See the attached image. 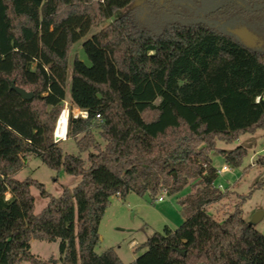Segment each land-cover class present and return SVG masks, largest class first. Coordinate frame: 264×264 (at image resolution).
I'll return each mask as SVG.
<instances>
[{
  "label": "trees",
  "instance_id": "obj_1",
  "mask_svg": "<svg viewBox=\"0 0 264 264\" xmlns=\"http://www.w3.org/2000/svg\"><path fill=\"white\" fill-rule=\"evenodd\" d=\"M134 1L0 0V264L57 263L33 256L31 240H58L60 264H123L113 248L95 252L111 198L171 196L189 181L193 193L178 201L184 221L150 235L129 264H264V234L238 206L221 222L205 209L224 196L208 155L218 151L232 168L247 155L217 150L216 141L264 129V47H245L210 22L264 41V0H225L203 20L167 21L157 32L133 10L119 14L82 42L88 64L71 65L70 102L87 118L70 117L66 137L89 167L54 141L71 47ZM30 156L79 182L55 198L33 179L16 180ZM255 165L264 168V155ZM31 187L49 199L38 214Z\"/></svg>",
  "mask_w": 264,
  "mask_h": 264
},
{
  "label": "rangeland",
  "instance_id": "obj_2",
  "mask_svg": "<svg viewBox=\"0 0 264 264\" xmlns=\"http://www.w3.org/2000/svg\"><path fill=\"white\" fill-rule=\"evenodd\" d=\"M225 0H135L128 8L116 12L110 20L99 23L91 28L87 35L75 43L69 52V70L66 80V96L62 102L64 107L71 108L70 81L71 65L74 58L84 63L88 61L82 51L81 44L91 35L99 32L119 14L127 10H133L138 18L154 32L159 31L164 22L203 20L204 12ZM232 33L240 28L231 23L210 22ZM264 42V41H262ZM264 47V43L259 47ZM61 112V111H60ZM99 129H93L92 134L100 149L104 148L105 142L99 135ZM63 153L80 156L84 167L88 168L87 153H79L75 141L66 137V140L58 142ZM217 150L230 152L236 147H243L247 155L238 167H228L227 171H221L214 182L224 196L218 202L206 206V211L217 221L221 222L228 214L238 206L242 218L248 223L253 215L260 211V219L252 226L256 231L264 234V168L257 167V158L264 155V129H258L254 133L239 136L236 141L225 144L216 141ZM90 153H96L91 149ZM212 166L221 169L225 165L221 153L211 152L208 155ZM33 179L44 186L45 191L52 197L57 198L64 188L72 190L79 182L78 177L65 174L62 170L54 171L45 166L37 157L27 158L25 166L15 176L18 181ZM196 181H189L180 192L174 195H166L160 192L154 197L149 194L138 196L129 193L124 200L112 197L110 205L105 210L99 224L98 233L101 241L95 248L97 254L108 248H113L119 254L123 264H129L140 256L146 248L142 245L154 232L161 233L165 226L176 229L184 219V213L178 201L193 193ZM30 193L34 198V213H40L47 205L49 199L40 197L39 191L31 187ZM161 197L162 200L158 201ZM131 245V246H130ZM30 253L39 260L53 258L56 264H60L59 241L46 242L39 240L30 241ZM22 264H27L23 262Z\"/></svg>",
  "mask_w": 264,
  "mask_h": 264
},
{
  "label": "water",
  "instance_id": "obj_3",
  "mask_svg": "<svg viewBox=\"0 0 264 264\" xmlns=\"http://www.w3.org/2000/svg\"><path fill=\"white\" fill-rule=\"evenodd\" d=\"M232 34L245 46L248 48H254L255 44L257 43V48H259L262 43L260 41L257 42V37L252 34L250 31H248L245 27L237 28L232 31ZM12 88L14 91L23 99V100H29L31 98V94L25 92L22 89H19L12 85ZM262 212L257 211L250 222L247 224L249 226H253L261 217ZM183 255V253H182Z\"/></svg>",
  "mask_w": 264,
  "mask_h": 264
},
{
  "label": "built area",
  "instance_id": "obj_4",
  "mask_svg": "<svg viewBox=\"0 0 264 264\" xmlns=\"http://www.w3.org/2000/svg\"><path fill=\"white\" fill-rule=\"evenodd\" d=\"M65 112V116H66V130H67V121L68 119L71 117V118H74V119H78V118H81V119H86L87 118V113L85 111H82L80 109H78L77 107L75 106H71L70 109H68L67 107H64V109L61 110L57 120H56V123H55V128H56V125H57V122H58V119L60 117V115ZM99 118V115H96V119ZM55 128H54V132H53V138H54V141L55 142H60V141H63V140H66V134L61 137V138H56L55 136ZM228 167L226 165H224L223 167H221V169H216V173L217 175L220 174L221 171H227ZM162 200L161 197L158 198V201ZM131 246V245H130Z\"/></svg>",
  "mask_w": 264,
  "mask_h": 264
},
{
  "label": "bare ground",
  "instance_id": "obj_5",
  "mask_svg": "<svg viewBox=\"0 0 264 264\" xmlns=\"http://www.w3.org/2000/svg\"><path fill=\"white\" fill-rule=\"evenodd\" d=\"M66 134V116L65 112H63L57 122L55 128V136L56 138H61Z\"/></svg>",
  "mask_w": 264,
  "mask_h": 264
},
{
  "label": "flooded vegetation",
  "instance_id": "obj_6",
  "mask_svg": "<svg viewBox=\"0 0 264 264\" xmlns=\"http://www.w3.org/2000/svg\"><path fill=\"white\" fill-rule=\"evenodd\" d=\"M241 27H243V26H240V28H241ZM245 28H246V27H245ZM246 29H247V28H246ZM247 30H248V29H247ZM248 31H249V30H248ZM250 32H251V31H250ZM251 33H252V32H251ZM252 34H253V33H252ZM254 35H255V34H254ZM255 36H256V35H255ZM256 37H257V36H256ZM258 41H260L261 43H264V42H262V41L257 37V42H258ZM254 47H257V43L255 44Z\"/></svg>",
  "mask_w": 264,
  "mask_h": 264
},
{
  "label": "crops",
  "instance_id": "obj_7",
  "mask_svg": "<svg viewBox=\"0 0 264 264\" xmlns=\"http://www.w3.org/2000/svg\"><path fill=\"white\" fill-rule=\"evenodd\" d=\"M183 221H184V219H183ZM167 227V226H166ZM167 228H169V227H167ZM170 230H175V229H171V228H169ZM101 241V240H100ZM116 254H117V256L119 257V254L117 253V251H116ZM119 259H120V257H119ZM135 260V259H134Z\"/></svg>",
  "mask_w": 264,
  "mask_h": 264
}]
</instances>
